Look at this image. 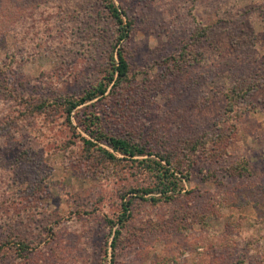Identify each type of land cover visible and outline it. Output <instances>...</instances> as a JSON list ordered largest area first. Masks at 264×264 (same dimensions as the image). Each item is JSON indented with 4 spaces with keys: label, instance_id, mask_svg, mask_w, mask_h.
Instances as JSON below:
<instances>
[{
    "label": "rangeland",
    "instance_id": "374dc122",
    "mask_svg": "<svg viewBox=\"0 0 264 264\" xmlns=\"http://www.w3.org/2000/svg\"><path fill=\"white\" fill-rule=\"evenodd\" d=\"M113 2L127 79L68 121L115 52L103 2L0 0V264H264V0ZM95 127L168 158L176 198L133 193L154 177L87 149Z\"/></svg>",
    "mask_w": 264,
    "mask_h": 264
},
{
    "label": "trees",
    "instance_id": "16d2710c",
    "mask_svg": "<svg viewBox=\"0 0 264 264\" xmlns=\"http://www.w3.org/2000/svg\"><path fill=\"white\" fill-rule=\"evenodd\" d=\"M101 1L103 2L105 9L107 10L115 27V44L113 47L115 52L110 57V64L108 68L109 71L106 73L103 81L99 82L95 87H92L90 90L86 91L80 98L69 99L66 101V116L68 121H70V115L72 111L77 107L87 102L93 101L101 96L103 97L108 86L114 81L115 76L116 79L114 86L120 85L127 79L128 64L125 60L121 44L129 37L132 24L130 21L124 19L123 14L115 6L113 0ZM196 29L197 31L195 34V40H197L196 38L205 36V27H197ZM183 50L184 59L187 54H190L192 59H196V57H194V55L191 53L196 50L194 47L186 46ZM235 102L236 97H230L229 106L234 111H236L234 109V107H236ZM90 133L93 135L98 144H104L109 148V150H106L98 144H94L85 137H82L81 141L87 149H92L93 152L98 155V157L103 162L127 161L137 163L154 177L156 182L155 188L134 190L133 193H137L141 198H143L145 195H150L156 192L155 194L159 196L157 198L154 197L150 199V201L155 203L160 201L168 202L176 198L180 192V189L177 186L179 179L174 174V172H177L175 171V166L168 158L156 155V160H148L145 157L151 154H147L143 146L132 143L125 139L106 136L99 130L98 127H95V131ZM118 155L121 156V158H119ZM130 218L131 201L125 200V198H123L118 216L113 220H106V224L109 227L110 232L113 231V237L110 243V249L113 258L121 247L123 230L125 229Z\"/></svg>",
    "mask_w": 264,
    "mask_h": 264
}]
</instances>
